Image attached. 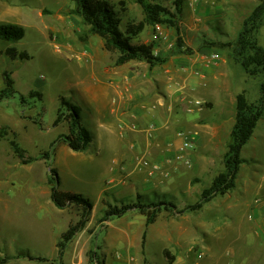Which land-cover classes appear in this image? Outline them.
Returning a JSON list of instances; mask_svg holds the SVG:
<instances>
[{
    "label": "rangeland",
    "instance_id": "374dc122",
    "mask_svg": "<svg viewBox=\"0 0 264 264\" xmlns=\"http://www.w3.org/2000/svg\"><path fill=\"white\" fill-rule=\"evenodd\" d=\"M107 1L119 12L123 31L129 24L144 20L143 10L135 0ZM151 1L174 12L171 0ZM260 4L261 0H200L197 4L187 0L179 17L182 39L198 51L213 48L208 45L211 41L232 44L230 48L215 50L219 53L220 72L230 76L219 81L228 111L231 90L235 95L244 93L250 104H257L261 98L264 74L249 76L233 55L244 21ZM74 8L72 0H0V23L17 24L25 29V37L20 41L0 40V92L4 89L5 71L11 74L17 91L13 97L0 101V129L9 128V136L0 140V259H7V264H107L108 260H119L124 255L130 264H164L162 252L169 264L165 251L173 255L180 249L190 256L193 264H264V112L242 150L244 163L236 186L226 195L212 199L194 213L175 215V209L164 211L151 227L143 226L146 217L139 212L130 214L126 221L131 226L124 238L112 235L107 223H102V210L107 204L103 200L102 210L92 212L86 228L67 245L60 259L57 245L63 234L78 223L81 209L71 206L60 210L54 205L48 181L50 169L58 171L61 190L83 195L94 205L99 206V194L106 185L131 186L130 196L117 199L111 195L109 204L121 207L164 202L174 204L179 212L196 204L203 190L224 170L234 127L232 114L217 126L215 137L205 139V156L193 159L200 146L192 125L201 117L216 118L219 113L207 108L217 102L207 99L206 109L195 113L182 106L178 119L187 120L188 128L179 133L177 129L182 124L173 122L169 134L175 139L174 149L178 141L192 142L185 159L169 163L173 157L157 164L145 156L140 160L148 166L134 172L121 167L118 176L104 174L93 161L90 148L76 153L61 142L52 151V145L69 132L66 122L55 126L62 99L76 108L90 135L94 134L89 100L83 92L91 78L88 67L94 63L89 48L105 66H117L119 56L117 52L105 51L103 41L88 34V27L74 13ZM165 31L176 44L177 31L169 28ZM156 36L154 27L148 26L133 44L154 43L155 50L161 52L164 46ZM257 38L264 49V19ZM157 43L161 44L156 46ZM8 48L26 52L29 59L12 61L5 53ZM169 51L168 56L172 50ZM188 73L194 80L203 75L192 69ZM129 82L133 90L130 79ZM204 91H199L197 99L205 97ZM32 93L37 95L31 97ZM21 95L26 97L25 102L21 101ZM135 126L141 128L139 124ZM148 127L156 131L155 124ZM13 133L26 150L29 164H23L13 153L10 146L15 139ZM46 152H51L48 159ZM137 154L142 156L143 152ZM154 166L162 169L155 170ZM171 182L176 184L172 189ZM150 183L153 187H140ZM38 258L47 261L33 260Z\"/></svg>",
    "mask_w": 264,
    "mask_h": 264
},
{
    "label": "crops",
    "instance_id": "0c3cea01",
    "mask_svg": "<svg viewBox=\"0 0 264 264\" xmlns=\"http://www.w3.org/2000/svg\"><path fill=\"white\" fill-rule=\"evenodd\" d=\"M183 39L186 47H192L189 41ZM158 44L161 43H157L156 46ZM162 45L164 48L159 52V55L167 57L170 52L168 45L163 42ZM192 49L194 54L191 56H171L164 64L151 68L146 62L142 61H133L122 66H105L100 62L99 56L89 48L90 57L94 61L88 67L92 79L90 78L89 83L84 85L83 92L89 100L92 112L91 125L94 134L93 136L90 135V142L82 152L90 148L93 161L98 163L104 174L116 173L118 176L121 167L128 172H134L135 169H138L137 163L140 158L145 156H149L152 162L157 164H162L164 160L175 157L179 147L185 141H178L174 149L172 145L175 139L169 134L171 132L170 126L173 122L174 124H182L177 132L183 133L188 128L185 126L189 125L187 120L179 121L178 119V111L182 106L184 108L186 106L188 112L195 113L206 109L204 105L208 102L207 99L217 102L216 104L214 102L212 108H207L208 110L215 109L219 113L216 118L204 119L201 117L196 119V122L192 125V127L195 126L193 129L195 141L197 146H200L199 153L195 157L193 155V159L199 160V156H205V139L215 137L217 126L224 123L226 117H232L233 114V123L235 124L236 102L239 94L235 95L232 90L229 92L231 107L228 111L219 88L221 78L230 76L222 71L220 72L219 62L214 63L209 68L205 66L204 59L218 53L215 50L219 48L208 47L200 51L193 47ZM189 69L202 72L203 75L200 79L194 80L192 75L188 73ZM125 78L128 81L130 79L133 86L130 95H124ZM201 90L207 92L204 91L205 97L199 100L197 98ZM197 101L203 103L202 107L196 106ZM162 120L164 121L163 125L161 124ZM135 123L139 124L141 128H133ZM150 124H155L156 131L153 132L149 129ZM64 146L67 145L64 144ZM139 151L143 152L142 156L137 154ZM188 153L186 152L185 155ZM174 185L176 184L171 182L169 188L172 189ZM140 187L144 189L153 187V183L144 184ZM132 190L131 186L122 188L106 185L99 194V206L93 204L92 212L96 213L102 210L103 200L107 204L111 203L109 202L111 195L116 196L117 199H123L126 195L130 196L133 193ZM104 207L102 210L103 216L106 204ZM173 212H175V215H179L175 210ZM136 213V211H132L122 218L105 222L109 232L111 231L112 235L121 238L128 236V229H130L131 224L126 221L127 217ZM143 226L147 227L146 219L143 220ZM161 256L164 259L163 263L167 264L162 252ZM172 256L175 258L172 264H193L190 256L187 253L183 254L180 249L175 250ZM107 264L130 263L123 255L119 260H108Z\"/></svg>",
    "mask_w": 264,
    "mask_h": 264
},
{
    "label": "trees",
    "instance_id": "16d2710c",
    "mask_svg": "<svg viewBox=\"0 0 264 264\" xmlns=\"http://www.w3.org/2000/svg\"><path fill=\"white\" fill-rule=\"evenodd\" d=\"M174 12L169 10L161 3H155L151 0H135L141 6L144 13V20L138 24H129L126 31L121 29L122 19L116 8L107 0H72L75 4L74 13L80 16L85 26L88 27V34L99 37L103 41L104 49L107 52H117L119 54L116 65L122 66L133 61L146 62L151 68L164 64L169 57L176 55L193 54V50L186 47L181 35L179 17L183 13V7L187 0H171ZM264 19V0L256 7L251 15L244 21L243 30L239 34L233 55L235 60L240 63L249 76L264 74V49L258 44V32ZM163 25L169 29H175L178 37L170 56L164 58L155 55V44L135 45L133 41L140 36L148 26L155 27ZM25 37L23 26L11 23H0V40L20 41ZM210 47L219 49L230 48L232 44H221L219 42H209ZM6 56L12 61L27 60L29 56L26 52H19L16 48H8ZM4 89L0 92V101L13 97L17 91L14 88V80L7 71L3 73ZM261 98L257 104H250L244 93L237 96L235 124L231 132V142L228 145L224 157L225 167L222 172L213 180L211 186L203 190L200 200L182 211L176 212L183 214L187 212L200 211L205 204L218 196H224L236 186V179L240 166L244 163L241 157L244 146L250 141L255 128L264 112V82L260 89ZM36 93L30 96L34 97ZM22 102L26 97L20 96ZM66 122L68 124V134L61 137L59 142L52 145V151L56 145L63 142L74 152H82L90 142V134L84 126L80 114L76 108L69 102L62 99L58 110L55 126ZM15 139L10 141V146L17 158L23 161V164H29L31 160L26 159V150L23 149ZM9 136V128L0 129V140ZM46 158L51 156V152H46ZM49 185L51 186V200L54 205L65 210L71 206H78L81 209L80 220L74 226H71L65 232L59 241L57 248L59 257L62 259L67 245L73 241L78 233L83 231L90 221L93 210V204L83 195L65 192L60 189V177L56 169H50ZM176 206L172 203H150V204H126L113 206L106 204L102 223L112 221L116 218H122L132 211L146 217L147 227L154 224L163 211H171ZM146 233L143 235V247L145 244ZM165 256L172 264L175 261L170 251H165ZM40 262L45 259H33ZM97 262V259L95 260ZM7 259H0V264H7ZM63 264V263H61Z\"/></svg>",
    "mask_w": 264,
    "mask_h": 264
},
{
    "label": "built area",
    "instance_id": "2783aa9c",
    "mask_svg": "<svg viewBox=\"0 0 264 264\" xmlns=\"http://www.w3.org/2000/svg\"><path fill=\"white\" fill-rule=\"evenodd\" d=\"M200 0H192V2L194 4H197ZM165 26L163 25H156L154 27V30L157 34V39L160 40L161 42L163 43H166L168 45V48L169 49H173L175 44L172 43L171 39L169 38V35L168 33L165 31ZM155 55H159V51L158 50H155ZM219 54L218 53H214L212 54L210 57L208 58H205L204 61H205V66L206 67H211L214 63L218 62L219 60ZM198 74V73H197ZM124 95H130L131 93V86L129 84V81L128 79L125 78V82H124ZM196 106H199L201 107L202 106V102L200 101H197L196 103ZM133 128H136L135 125H133ZM192 148V142H184V144L179 147L177 153H176V156L173 158V160H169V163H176V162H180V161H183L185 159V154L186 152H188V149ZM137 166L138 168L140 167H143V166H148V163L147 162H143V160H139V162L137 163ZM154 169L155 170H159V169H162L161 167L159 166H154ZM114 182V180L112 181V183Z\"/></svg>",
    "mask_w": 264,
    "mask_h": 264
}]
</instances>
